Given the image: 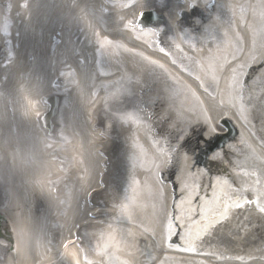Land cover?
Returning <instances> with one entry per match:
<instances>
[{"label":"bare ground","instance_id":"6f19581e","mask_svg":"<svg viewBox=\"0 0 264 264\" xmlns=\"http://www.w3.org/2000/svg\"><path fill=\"white\" fill-rule=\"evenodd\" d=\"M157 1L0 0V187L15 240L2 264H264L255 203L214 220L195 253L153 243L169 204L185 235L196 184L228 179L253 201L264 190V0H166L141 24ZM50 96L62 99L53 135L39 123ZM225 122L239 136L189 160ZM145 232L147 255L133 238Z\"/></svg>","mask_w":264,"mask_h":264},{"label":"snow or ice","instance_id":"6c2138e0","mask_svg":"<svg viewBox=\"0 0 264 264\" xmlns=\"http://www.w3.org/2000/svg\"><path fill=\"white\" fill-rule=\"evenodd\" d=\"M129 26L136 27L137 25L135 22H130ZM140 27L141 30H143V25H140ZM148 31H153V30L148 29ZM110 43H112V41L108 40L107 38H104L101 41V46H103V44H110ZM160 50L162 52L164 51L163 48H161ZM240 98L242 99V97ZM244 174L248 175V173H244ZM255 183L256 185H259L260 180L257 179ZM217 186H218V190L217 188H214L213 191L211 192L210 197L206 196L203 201L198 202L195 209L192 208L189 209L186 232L185 235L181 237V239H185L187 241V246L183 247L181 249L182 251L195 253L197 251V248L194 241L202 239V234L207 232V228L211 227L212 222L214 220H216L217 218H219L220 220L226 218L228 215V210L232 207L242 208L244 207L245 204L255 203L256 206L259 208V211L264 213V204L261 203L262 198H264V190L257 188L256 199L253 201L243 195V192H246L248 190L247 188H243V189L232 188V186L230 185V181L228 179L217 180ZM226 189H230L231 191L241 193V195L237 197L235 200H233L230 191ZM179 219L180 217H174L173 220L168 221L167 233H168L169 241L171 240V237L177 228H181V229L185 228V225H178L173 222L174 220H179ZM203 221H208V224L206 226H202ZM171 246L172 245L170 243L169 247ZM85 260L87 262V256H85Z\"/></svg>","mask_w":264,"mask_h":264},{"label":"rangeland","instance_id":"374dc122","mask_svg":"<svg viewBox=\"0 0 264 264\" xmlns=\"http://www.w3.org/2000/svg\"><path fill=\"white\" fill-rule=\"evenodd\" d=\"M166 6H167V1L166 0L163 1V2L158 1V2H156V11L158 13H160L161 9L166 7ZM223 132H225V131H223ZM257 139L261 140L263 142V144H264V130L261 133H258ZM212 141H215V139L212 140ZM212 143L214 145V142H212ZM209 145L210 144L204 142L202 137H199L198 140H196V146H195L196 148L192 151V153L187 155L188 159L191 160V161H199V160L203 161L205 156H204V154H202V150L206 151L208 149ZM234 152L238 156H241V157L244 156V154H243L244 150H241L239 147L235 146ZM243 172L244 171L242 170L241 174H243ZM162 179L165 180L164 186H165L166 192H168V198L167 199H169L172 202V200H171V196H172L171 184H172V182L173 183L175 182V179H173L171 182H169L166 174L162 175ZM206 189H207V187L205 185L196 184L194 186L193 190H194V193L197 194V196H200L201 200H204L205 197H206ZM159 197L162 199L161 200L162 201V205H165L163 194H161V196H159ZM91 205L95 206L93 201H91ZM172 206H173V204H171V205L169 204L168 207H166V211H165L164 217L163 216H161V218L159 217V222H158L157 228H155V230H154L155 234L153 235V243H154V250H155L156 254L159 253V250L162 249V247L164 245L169 246L170 243H171L172 246L178 247L176 242L178 243L180 241V239H181L183 231H180L178 233L177 232L178 229L175 230L174 234L171 237V240L169 241V239H168V233H167L168 221L169 220H173L174 217H179L172 210ZM100 219H103V218H100ZM173 222L175 224H178L179 220H174ZM177 233H178V235H177ZM148 234L149 233L145 232L144 234L143 233H141V234L137 233V234L133 235L136 249L138 250V252H144V255H145V252H146V248L148 247V244H149ZM0 253H1V251H0ZM146 255H147V252H146ZM143 264H147V262H144Z\"/></svg>","mask_w":264,"mask_h":264},{"label":"water","instance_id":"95a60500","mask_svg":"<svg viewBox=\"0 0 264 264\" xmlns=\"http://www.w3.org/2000/svg\"><path fill=\"white\" fill-rule=\"evenodd\" d=\"M154 14H145L143 21L144 22H152L153 20L150 17H153ZM45 103L48 104L49 106V112L46 113L41 119V125L43 126L44 129L48 130V133L53 135L55 134V131L57 129V126L55 125V121L57 120L59 113H60V108H61V104L62 101L60 99H58L57 97H50L48 99H46ZM228 130H229V134L227 136H223L221 138H219L221 141V145L234 140L238 135L239 132L237 129L233 128L230 124H226ZM220 147V146H219ZM216 149H218V147L213 148L212 150H210V152L215 151Z\"/></svg>","mask_w":264,"mask_h":264}]
</instances>
